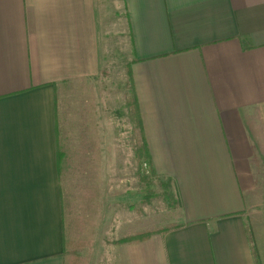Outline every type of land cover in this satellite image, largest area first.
<instances>
[{
	"label": "crops",
	"instance_id": "obj_1",
	"mask_svg": "<svg viewBox=\"0 0 264 264\" xmlns=\"http://www.w3.org/2000/svg\"><path fill=\"white\" fill-rule=\"evenodd\" d=\"M101 1L0 0V264H86L71 254L59 92L101 74ZM122 7L144 136L180 227L111 240L107 262L264 264V0ZM89 149L87 169L101 160Z\"/></svg>",
	"mask_w": 264,
	"mask_h": 264
},
{
	"label": "rangeland",
	"instance_id": "obj_2",
	"mask_svg": "<svg viewBox=\"0 0 264 264\" xmlns=\"http://www.w3.org/2000/svg\"><path fill=\"white\" fill-rule=\"evenodd\" d=\"M100 8L101 74L64 85L65 90L59 92L60 125L67 148L79 147L84 138L89 146L98 144L101 151V160L95 161L93 168L84 172L71 166L69 180V205L76 218L71 254L86 264H111L107 262L108 244L116 242L126 229H161L179 221L178 202L169 180L151 174L148 165L140 168L132 149L133 127L127 104L132 53L121 20L122 0H102ZM94 190L100 212L91 211V221L81 220L87 217V206L94 204L86 193ZM135 218L142 220L138 228L127 227Z\"/></svg>",
	"mask_w": 264,
	"mask_h": 264
},
{
	"label": "trees",
	"instance_id": "obj_3",
	"mask_svg": "<svg viewBox=\"0 0 264 264\" xmlns=\"http://www.w3.org/2000/svg\"><path fill=\"white\" fill-rule=\"evenodd\" d=\"M128 72H129V74H128V82L127 83L129 85L130 92L128 95L127 104H128V109L130 110V114H131L130 120H131L132 127H133L132 128V136H133L132 149L135 150L136 161L138 162L140 168L143 169V167H146L148 165V171L150 170L151 174L155 175L152 156L150 153V149L147 146L146 136H144V127H143V123H142V119H141V115H140V110L138 109V98L136 97L134 76H133V73L131 72L130 66H128ZM90 144L91 143H89L87 140H85L83 138V140L79 143V147L73 146L71 149L69 147L70 163L72 164V170L76 171V170L83 169L85 172V169L87 168L86 167V165H87L86 160H92L93 161L94 156L97 157V152L95 153L96 155L92 156V154L94 152H92L89 149ZM74 145H78V144H74ZM73 148H78V150H74ZM84 172L82 175H84ZM82 175H80V177ZM95 193H96L95 190H94V192L89 191L86 193V197L87 196H94ZM99 209H100V206L97 203L95 205H92V206H87V209L85 211L87 217H85V218L82 217L81 220L87 218L88 221H91L92 217H93L91 215V214H93L91 211H95V210L99 211ZM179 227H180L179 225H173V226H170L167 228L148 230V231L143 232V233H135V235L124 237L121 240L116 241L115 243L117 245L135 243V242L139 243L141 241H147L148 238H150L153 235L165 234V233L173 231L174 229H177ZM78 261H80V260H78Z\"/></svg>",
	"mask_w": 264,
	"mask_h": 264
}]
</instances>
